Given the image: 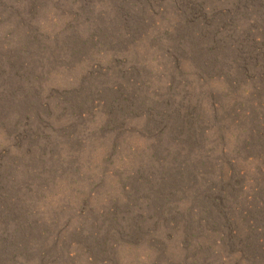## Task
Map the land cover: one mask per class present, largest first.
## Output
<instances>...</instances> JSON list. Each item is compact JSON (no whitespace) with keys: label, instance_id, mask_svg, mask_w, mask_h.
<instances>
[{"label":"rangeland","instance_id":"1","mask_svg":"<svg viewBox=\"0 0 264 264\" xmlns=\"http://www.w3.org/2000/svg\"><path fill=\"white\" fill-rule=\"evenodd\" d=\"M0 264H264V0H0Z\"/></svg>","mask_w":264,"mask_h":264}]
</instances>
